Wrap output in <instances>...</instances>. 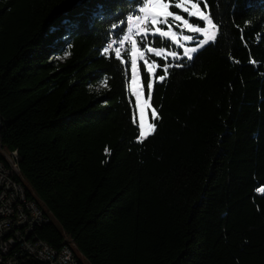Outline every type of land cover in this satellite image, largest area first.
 I'll use <instances>...</instances> for the list:
<instances>
[{
    "label": "trees",
    "instance_id": "16d2710c",
    "mask_svg": "<svg viewBox=\"0 0 264 264\" xmlns=\"http://www.w3.org/2000/svg\"><path fill=\"white\" fill-rule=\"evenodd\" d=\"M141 6L0 0V139L50 216L36 234L80 264H264V0L201 3L223 29L163 83L148 53L159 120L143 143L130 57L102 55Z\"/></svg>",
    "mask_w": 264,
    "mask_h": 264
},
{
    "label": "snow or ice",
    "instance_id": "6c2138e0",
    "mask_svg": "<svg viewBox=\"0 0 264 264\" xmlns=\"http://www.w3.org/2000/svg\"><path fill=\"white\" fill-rule=\"evenodd\" d=\"M137 4L142 3L143 6L138 8V15H128L127 23L121 21L120 24H112V35L115 37L108 42L105 41L106 46L103 48L102 55H107L109 50H114L115 60L120 61L122 56V49L125 48V43L130 41L131 44V67L133 70L132 83H136V66L138 56L144 60L147 73H154L160 65L154 60L149 63L144 59V52H141L137 46V40L135 36H141L140 43L145 45L148 42L149 36L152 41L155 42V46L146 47L147 53H154L156 58H163V75L158 77L160 83H163L169 75V68L175 66L176 68L187 67L196 58L199 50L209 45L210 42H214L217 39V31L223 29V24L217 19V12L202 10L200 4L204 5V9H209V0H178L176 3H172V0H136ZM175 8L177 12L170 9ZM135 10V9H134ZM187 14L188 18H185L183 14ZM195 17L197 22H190ZM202 21L204 26H200L198 23ZM125 28L127 32L125 33ZM179 29V32L176 30ZM187 30L193 34H183L184 30ZM142 34V35H141ZM202 35L203 39H199ZM243 38V33H242ZM184 42H192L195 46L186 47ZM118 45V46H117ZM175 47L177 50L167 51L171 47ZM70 48L71 45H68ZM182 49V54L179 52ZM69 52H65L64 57L69 55ZM168 57L173 58L174 64L168 63ZM253 63H255L253 61ZM149 89V100L151 99L152 83L147 84ZM137 101L140 100V93L136 92ZM137 107L140 108V123H139V141L144 142L146 137L150 135L149 129L154 133L157 130V121L159 120V114L157 109L153 108L151 112L152 122L146 123L145 120V107H141L139 103ZM106 154L109 153V149H105ZM257 193L264 194V186L257 187L255 189Z\"/></svg>",
    "mask_w": 264,
    "mask_h": 264
},
{
    "label": "built area",
    "instance_id": "2783aa9c",
    "mask_svg": "<svg viewBox=\"0 0 264 264\" xmlns=\"http://www.w3.org/2000/svg\"><path fill=\"white\" fill-rule=\"evenodd\" d=\"M126 32L127 28L124 34ZM134 38L145 57L146 49L141 48V36ZM127 53L131 57L130 41L125 43L121 58ZM107 55L115 56L114 50H109ZM3 124L0 118V129ZM20 177L18 151L7 149L0 139V264H80L74 243H64L56 248L38 237L36 229L48 224L51 219L29 197Z\"/></svg>",
    "mask_w": 264,
    "mask_h": 264
},
{
    "label": "rangeland",
    "instance_id": "374dc122",
    "mask_svg": "<svg viewBox=\"0 0 264 264\" xmlns=\"http://www.w3.org/2000/svg\"><path fill=\"white\" fill-rule=\"evenodd\" d=\"M199 39H203V37L199 38ZM188 47H192V46H188ZM135 75H136V83H135V85H133V83L131 82L132 91L134 92L135 96H136V92L140 93V100L137 101V102L139 103V105L141 107H145L144 115H145L146 123H151V120L149 119V116H148L149 101L143 94L142 86H141V83H140V80H139V75H138V68H136ZM138 113H139V117H140V108L139 107H138ZM150 131H151V129L148 130L149 133H150Z\"/></svg>",
    "mask_w": 264,
    "mask_h": 264
},
{
    "label": "clouds",
    "instance_id": "9594fccd",
    "mask_svg": "<svg viewBox=\"0 0 264 264\" xmlns=\"http://www.w3.org/2000/svg\"><path fill=\"white\" fill-rule=\"evenodd\" d=\"M137 14V13H136ZM149 45L148 44H145L144 45V48L146 49V47H148ZM126 55H128V54H126ZM147 55V54H146ZM130 57V56H129ZM122 61H125V56H124V58L122 59V58H120ZM130 61H131V57H130ZM141 63H144V60H139L138 61V63H137V66H136V68H138V75H139V80H140V72H139V70H140V64ZM155 72H156V70H155ZM155 72L154 73H152V75L154 76L155 75ZM132 75H133V70H132ZM152 82H154V77L152 78ZM132 82V81H131ZM140 82H141V80H140ZM142 85V84H141ZM142 89H143V87H142Z\"/></svg>",
    "mask_w": 264,
    "mask_h": 264
}]
</instances>
